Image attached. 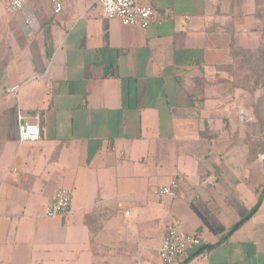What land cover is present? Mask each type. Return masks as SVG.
Instances as JSON below:
<instances>
[{
	"label": "crops",
	"instance_id": "0c3cea01",
	"mask_svg": "<svg viewBox=\"0 0 264 264\" xmlns=\"http://www.w3.org/2000/svg\"><path fill=\"white\" fill-rule=\"evenodd\" d=\"M60 2L0 3V264H162L170 220L200 241L176 264H264L256 96L221 69L259 46L264 0H146V30ZM63 189L71 211L47 218Z\"/></svg>",
	"mask_w": 264,
	"mask_h": 264
},
{
	"label": "built area",
	"instance_id": "2783aa9c",
	"mask_svg": "<svg viewBox=\"0 0 264 264\" xmlns=\"http://www.w3.org/2000/svg\"><path fill=\"white\" fill-rule=\"evenodd\" d=\"M36 0H2L5 10L12 16L24 14ZM92 4L98 5L102 10L104 20H119L125 27H137L146 30L155 21V11L148 5L146 0H90ZM55 13L62 10L60 0H53ZM28 25L32 24L27 20ZM16 91V89H14ZM246 114H241V123H248ZM40 139V129L37 125L25 124L20 127L21 142L37 141ZM178 190L177 181L171 182L169 186L159 188L155 194L159 197H175ZM72 208V192L66 189L60 190L45 209V215L49 219L61 218L67 215ZM129 216V213H126ZM200 245V241L185 234L180 225L170 220L159 250L162 264H176L188 249Z\"/></svg>",
	"mask_w": 264,
	"mask_h": 264
},
{
	"label": "trees",
	"instance_id": "16d2710c",
	"mask_svg": "<svg viewBox=\"0 0 264 264\" xmlns=\"http://www.w3.org/2000/svg\"><path fill=\"white\" fill-rule=\"evenodd\" d=\"M230 57V63L221 69L227 73V81L233 84L234 89L256 96L250 112L256 116L258 124L247 130L256 134L253 146L264 153V28L256 49H244L232 43Z\"/></svg>",
	"mask_w": 264,
	"mask_h": 264
},
{
	"label": "rangeland",
	"instance_id": "374dc122",
	"mask_svg": "<svg viewBox=\"0 0 264 264\" xmlns=\"http://www.w3.org/2000/svg\"><path fill=\"white\" fill-rule=\"evenodd\" d=\"M1 1H2V0H0V3H3V2H1ZM4 17L7 19L6 14H5V11L3 10L2 5H0V18H4ZM2 32H3V31H2ZM243 113L246 114L245 111H243ZM263 193H264V191H263Z\"/></svg>",
	"mask_w": 264,
	"mask_h": 264
}]
</instances>
